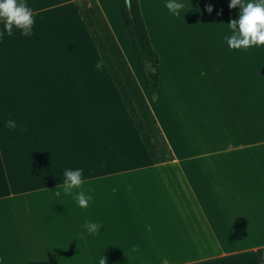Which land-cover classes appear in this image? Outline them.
Returning a JSON list of instances; mask_svg holds the SVG:
<instances>
[{
	"label": "crops",
	"instance_id": "obj_1",
	"mask_svg": "<svg viewBox=\"0 0 264 264\" xmlns=\"http://www.w3.org/2000/svg\"><path fill=\"white\" fill-rule=\"evenodd\" d=\"M96 1L138 79L120 0ZM24 2L32 35L0 39L3 264H98L100 255L106 264H260L264 47L230 49L225 39L242 4L176 0L184 8L174 16L167 0H139L158 57L155 95L142 92L174 156L152 164L104 65L95 67L75 0ZM76 168L83 183L69 195L64 172Z\"/></svg>",
	"mask_w": 264,
	"mask_h": 264
},
{
	"label": "trees",
	"instance_id": "obj_2",
	"mask_svg": "<svg viewBox=\"0 0 264 264\" xmlns=\"http://www.w3.org/2000/svg\"><path fill=\"white\" fill-rule=\"evenodd\" d=\"M74 5L151 163L172 161L174 156L97 1L75 0ZM120 11L138 66L144 72L147 91L154 96L158 86V57L152 48L139 0H130V9L127 8L125 0H120ZM257 255L260 264H264V247L257 250Z\"/></svg>",
	"mask_w": 264,
	"mask_h": 264
},
{
	"label": "clouds",
	"instance_id": "obj_3",
	"mask_svg": "<svg viewBox=\"0 0 264 264\" xmlns=\"http://www.w3.org/2000/svg\"><path fill=\"white\" fill-rule=\"evenodd\" d=\"M237 4H242V10L238 20L228 23L231 35L225 37L230 49H245L250 47H264V0H230L229 7L234 8ZM166 7L174 16H181L180 9L184 8L183 2L176 0H167ZM209 13L212 7L206 9ZM0 22L3 23V29L0 30V39L5 35H13L14 29H18L22 36H31L34 24V16L31 8L27 6L24 0H0ZM97 70L103 68L102 61L95 65ZM5 126L15 128L14 120H7ZM82 169H66L64 175V191L72 195V189L79 188L83 183L81 178ZM75 198L81 208H86L90 197L85 196L83 191L75 193ZM101 225L88 222L86 224L89 233L98 235L97 229ZM0 264H3L0 258ZM98 264H106L105 258L100 255Z\"/></svg>",
	"mask_w": 264,
	"mask_h": 264
},
{
	"label": "flooded vegetation",
	"instance_id": "obj_4",
	"mask_svg": "<svg viewBox=\"0 0 264 264\" xmlns=\"http://www.w3.org/2000/svg\"><path fill=\"white\" fill-rule=\"evenodd\" d=\"M139 75H140V77L137 79L136 77V80H137V82H138V84H139V86H140V88H141V90L142 89H144V86L146 87V85H145V82H144V72L140 69V67H139ZM147 89V88H146Z\"/></svg>",
	"mask_w": 264,
	"mask_h": 264
},
{
	"label": "water",
	"instance_id": "obj_5",
	"mask_svg": "<svg viewBox=\"0 0 264 264\" xmlns=\"http://www.w3.org/2000/svg\"><path fill=\"white\" fill-rule=\"evenodd\" d=\"M126 6L128 9H130V0H125Z\"/></svg>",
	"mask_w": 264,
	"mask_h": 264
},
{
	"label": "rangeland",
	"instance_id": "obj_6",
	"mask_svg": "<svg viewBox=\"0 0 264 264\" xmlns=\"http://www.w3.org/2000/svg\"><path fill=\"white\" fill-rule=\"evenodd\" d=\"M135 72H136V75H137V76H138V78H139V77H140V75H139V73H138L137 69H136V71H135ZM144 89H145V90H147L145 86H144Z\"/></svg>",
	"mask_w": 264,
	"mask_h": 264
}]
</instances>
